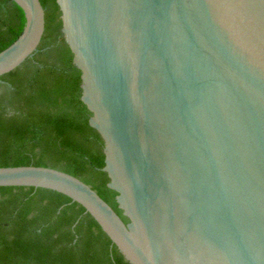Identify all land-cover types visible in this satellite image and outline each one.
I'll list each match as a JSON object with an SVG mask.
<instances>
[{
    "label": "water",
    "instance_id": "obj_1",
    "mask_svg": "<svg viewBox=\"0 0 264 264\" xmlns=\"http://www.w3.org/2000/svg\"><path fill=\"white\" fill-rule=\"evenodd\" d=\"M12 1L26 21L0 51L9 86L46 29L41 0ZM57 3L129 221L58 168L0 166V187L70 197L131 264H264V0Z\"/></svg>",
    "mask_w": 264,
    "mask_h": 264
},
{
    "label": "trees",
    "instance_id": "obj_2",
    "mask_svg": "<svg viewBox=\"0 0 264 264\" xmlns=\"http://www.w3.org/2000/svg\"><path fill=\"white\" fill-rule=\"evenodd\" d=\"M46 29L33 58L0 82V166H50L90 184L125 222L108 186L104 140L81 100V70L62 32L57 0H41ZM25 15L0 0V51L22 32ZM0 264H131L95 218L46 188L0 187Z\"/></svg>",
    "mask_w": 264,
    "mask_h": 264
}]
</instances>
